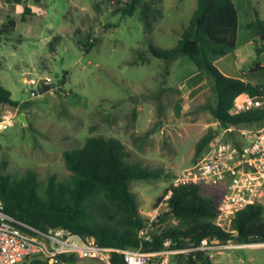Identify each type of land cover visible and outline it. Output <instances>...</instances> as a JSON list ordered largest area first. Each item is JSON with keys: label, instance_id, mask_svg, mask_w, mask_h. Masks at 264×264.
<instances>
[{"label": "rangeland", "instance_id": "obj_1", "mask_svg": "<svg viewBox=\"0 0 264 264\" xmlns=\"http://www.w3.org/2000/svg\"><path fill=\"white\" fill-rule=\"evenodd\" d=\"M158 1L157 7L163 18L156 26L159 25L163 30L154 29L150 38L156 46L170 49L180 39L183 28L188 25L198 7V0ZM245 1L246 13L250 8V13L257 11L259 18L264 20V0ZM96 3L100 13L94 11L93 6ZM25 6L31 9L32 14L26 22H20ZM117 6L116 0H41V3L25 0L23 5L6 4L5 0H0V27L8 17L17 20L13 32L7 38L13 44L21 41L17 53L1 55V81L4 88L11 93L12 100L29 103L26 109L18 110L0 105V115L11 113L15 116L13 126L0 133V174L21 176L27 170L33 169L37 172L43 189L50 175H55L58 180L69 177L63 152L81 147L92 136L120 137L119 140L125 143L127 150L128 147L133 149L128 150L129 163L161 166L173 177L193 164L194 146L210 127L217 130L216 138L221 137L223 141L231 144H241L237 130L223 133L219 125L211 126L213 121L208 113H191L209 96L208 88L205 92L196 90L186 99L188 104L179 122H169L168 129L173 134V143L157 137L139 140L145 153L140 155L135 152V145L127 134L134 125L137 109L144 105L153 106L155 120L151 123V128L159 123L156 118L157 99L164 109V121L167 108L180 95L179 91L177 93L171 90L159 96L154 95L166 81L162 77V69L166 65L164 61L148 58L145 64H128L137 58L136 51L146 49L143 29L137 15L122 17L120 13L113 14ZM236 6L240 18L238 45L222 63L235 69V60L245 68L257 62L259 69L255 67L257 71L247 79L251 84L264 88V70H260V66L264 67V54L260 55L264 52V44L260 39L255 43L249 42L250 37L244 27V4L236 1ZM49 35V41L55 36L61 38L53 54H49L44 46ZM86 35L94 39L95 43L84 52L76 46L73 36L84 39ZM7 38H3V41H7ZM256 47L261 51L259 54L255 51ZM6 48L13 52L9 45ZM35 49H38L36 54ZM237 54L240 57L235 59ZM183 59L189 61L187 58ZM5 72L9 75L6 81L3 76ZM45 76L52 79L51 89L36 96L31 95L32 88L24 83V79ZM169 88L177 90L174 86ZM144 95H151L152 99L145 98ZM242 102L243 99L237 105ZM133 111H136L134 118ZM171 183L172 179L131 183L130 188L138 197L139 212L143 216V213L152 209ZM225 192L224 184L202 186L203 197L215 202ZM257 204L262 206L264 217V188ZM158 224V230L162 231L176 226L178 222L173 217H168ZM218 247L220 248L212 252L213 260L204 254L203 260H197L195 264H208L207 260L211 264H264L262 243H231ZM187 255L182 260L173 258L171 264H185ZM32 263L33 261L30 264ZM57 264L102 263L74 258Z\"/></svg>", "mask_w": 264, "mask_h": 264}, {"label": "trees", "instance_id": "obj_2", "mask_svg": "<svg viewBox=\"0 0 264 264\" xmlns=\"http://www.w3.org/2000/svg\"><path fill=\"white\" fill-rule=\"evenodd\" d=\"M116 1L118 6L113 10V14L120 13L122 17L137 15L143 29V43L146 49L136 51L137 58L128 64H145L148 58L164 61L166 65L162 69V77L166 79L170 74V64L179 58H187L209 84V96L191 113H208L212 121L224 130L241 125L259 126L264 123V107L236 114L231 112L239 95L246 93L249 98L260 99L264 96V89L241 79L226 77L215 67L217 60L237 48L238 13L233 0H198V7L188 25L183 28L176 45L170 49L156 46L150 38L163 18L157 7L158 0ZM33 2L40 3L41 0ZM5 3L23 5L25 0H5ZM93 8L96 13H100L97 3ZM250 10L249 8L245 14V29L250 39H260L264 44V21L259 18L257 11L252 14ZM31 14V9L25 6L19 21L26 22ZM16 23L17 20L11 17L6 19L0 27V43L13 32ZM73 38L76 46L84 52L95 43L89 35L84 39L76 36ZM60 41L59 36L52 38L47 47L49 54L56 52ZM255 51L257 54L261 52L257 47ZM1 66L0 61V69ZM255 67L258 68L257 64ZM260 70H264V67ZM64 80L65 77L62 81ZM170 90L178 93V90L161 87L154 95L159 96ZM143 97L151 98V95ZM157 101L156 118L159 123H155L142 135H132L135 147H139V140H147L154 134L161 124L164 109L162 103L158 99ZM28 104L12 100L11 93L0 83V105L18 110L26 109ZM135 114L136 111H133V118ZM217 135V130L212 127L207 129L194 146L193 163L198 161ZM233 145L239 146L235 143ZM62 156L65 168L70 173L69 177L58 180L55 175H50L43 189L38 174L33 169L27 170L21 176L1 173L0 202L4 212L40 232L50 228H62L81 237H96L104 247L137 248L136 235L143 227L145 218L139 212V200L130 188L131 183L168 180L174 177L161 166L149 167L129 163L130 153L126 146L114 137H89L81 147L65 150ZM202 186L189 184L170 189V211L159 221L173 217L178 224L160 231L151 242L144 243V250H157L165 240H172L176 248L198 247L203 240L210 243L217 241L218 246L231 243L264 244L262 206L249 205L237 212L231 223L234 232H224L213 224L217 214V202L203 197ZM197 254L189 253L185 264H195L197 260H203L204 254L196 259ZM185 255L181 254L177 258L182 260ZM59 258L60 261L67 262L75 257L61 255ZM114 262L124 264L117 257ZM207 263L211 264L208 260ZM32 264L48 262L34 260Z\"/></svg>", "mask_w": 264, "mask_h": 264}, {"label": "built area", "instance_id": "obj_3", "mask_svg": "<svg viewBox=\"0 0 264 264\" xmlns=\"http://www.w3.org/2000/svg\"><path fill=\"white\" fill-rule=\"evenodd\" d=\"M27 84L32 89L44 85L51 88L52 79L48 76L38 77L29 79ZM263 107L264 96L260 99L249 98L246 104H234L231 112L236 114ZM14 118L11 113L0 115V133L13 126ZM242 134L244 142L238 147L217 137L197 162L172 179L171 185L152 209L143 213L145 221L136 235L137 248L104 247L96 237H81L62 228L37 231L6 214L0 202V264H30L34 260L55 264L60 262L61 255L96 260L102 264H116L115 257L124 264H171L173 258L195 252L207 254L213 260L212 252L220 247L207 240H203L198 247L182 248L174 247L172 240H165L157 250H144L143 244L151 242L160 233L159 219L170 211V189L181 185L224 184L226 192L217 201L213 224L224 232H234L231 223L235 214L249 205L257 204L264 188V123Z\"/></svg>", "mask_w": 264, "mask_h": 264}, {"label": "crops", "instance_id": "obj_4", "mask_svg": "<svg viewBox=\"0 0 264 264\" xmlns=\"http://www.w3.org/2000/svg\"><path fill=\"white\" fill-rule=\"evenodd\" d=\"M236 1L244 4L243 15H245L246 10H247L246 1L245 0H235V1L233 0V3L235 5L236 10H237ZM237 13H238V10H237ZM239 19L240 18H239V14H238L237 45H238V36H239ZM262 21H264V20H262ZM156 28H159L160 31L163 30L159 27V25L156 26L155 29ZM7 37H4V38H7ZM50 38H51V35H49L45 40L44 46L46 47V50H48L47 47H48L49 42L51 41V40L49 41ZM7 39H8L7 41H3V39H2V41L0 43V57H1V55H10L11 53H17L21 47V41L16 43V44H13V42L9 41V38H7ZM256 40L257 39H255V40L249 39V42L255 43ZM7 45H9L11 47L13 52L8 51V49L6 48ZM37 50L38 49L34 50L35 54L37 53ZM262 54H264V52H262L260 55H262ZM228 56L229 55L217 60L215 62V67L226 77L237 78V79H241L243 81L249 82L247 77L251 74H254L257 71V69L255 68V65H254V64H257V62H253L251 67L245 68L244 65H242V64L239 65V62H237L235 60L233 63L235 66V69H233V68H230L227 64L222 63L225 60V58H227ZM237 57H240V54H237V56L235 55L234 58L236 59ZM40 60L42 61L44 59H40ZM260 67L262 68L263 66H260ZM2 72H3V66H1V69H0V83L3 86V83L1 81V73ZM3 76H4V81H6L9 78V75L6 72L4 73ZM29 79H32V78H29ZM29 79H24V83L27 84V81ZM254 85H257V84H254ZM172 86H174L179 91V95H180L179 99L175 100L173 102V104L167 108L164 121L162 118L163 122L159 125L156 132L149 137L150 139L156 138V137L159 139L163 138V139L167 140L168 142L173 143L174 142L173 134H171L170 129H168L170 127L169 122H171L173 120L179 122L180 118H182V116L184 114L186 104H188V101L186 99H189L190 96L196 90H199L200 92H205L209 88V84H208L206 78L204 77V75H202L200 72H197L195 67L193 66V64L190 61H187L186 59H183V58H179L170 64V74L166 78V81H165V84L163 87L169 88ZM237 98H240V100L243 99L242 103H245V104L249 100V96L246 93L239 95ZM236 99H235V101H236ZM190 100H192V99H190ZM235 101H234V104H235ZM242 103H240V104H242ZM242 111H244V110H242ZM153 120H155V111H154L153 106L144 105L143 107H139L137 109V114L135 117L134 125H133L132 129L128 132L127 136L130 137V139H131L132 135H134V136L142 135L143 133H145L150 128V125H151V123H153ZM216 125L218 126V124L215 122H212V124H211V126H216ZM259 126L256 124L241 125L238 127H231L227 130L223 129L222 132L225 133L227 131L232 132L233 130H237V132L239 133L238 136L240 139V143L242 144L244 142V136H243L242 132L254 130V129L258 128ZM212 128L215 129L214 127H212ZM114 138L119 139L120 137L114 136ZM124 145H125V143H124ZM134 148H135L136 153H138L140 155H144L145 149L142 148L141 145H139V147L134 146ZM128 150H133V149L131 147H128Z\"/></svg>", "mask_w": 264, "mask_h": 264}, {"label": "water", "instance_id": "obj_5", "mask_svg": "<svg viewBox=\"0 0 264 264\" xmlns=\"http://www.w3.org/2000/svg\"><path fill=\"white\" fill-rule=\"evenodd\" d=\"M50 89H51V88H50L49 85H44V86H42V87H38L37 89H31V90H30V94L33 95V96H36V95H38V94H42V93H44V92H47V91H49ZM20 119L23 121L24 124H26V121H25V120H23L22 118H20ZM214 244L218 245L219 243H218L217 241H215ZM201 255H202V253H198V254L196 255V258L198 259L199 257H201Z\"/></svg>", "mask_w": 264, "mask_h": 264}, {"label": "bare ground", "instance_id": "obj_6", "mask_svg": "<svg viewBox=\"0 0 264 264\" xmlns=\"http://www.w3.org/2000/svg\"><path fill=\"white\" fill-rule=\"evenodd\" d=\"M238 101H240V98H238L236 101H235V104L237 105Z\"/></svg>", "mask_w": 264, "mask_h": 264}]
</instances>
